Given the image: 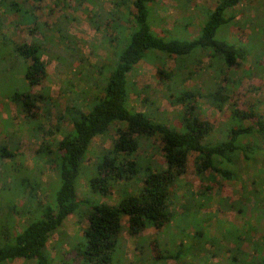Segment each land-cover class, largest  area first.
Returning <instances> with one entry per match:
<instances>
[{
  "label": "trees",
  "instance_id": "obj_1",
  "mask_svg": "<svg viewBox=\"0 0 264 264\" xmlns=\"http://www.w3.org/2000/svg\"><path fill=\"white\" fill-rule=\"evenodd\" d=\"M37 1L40 0H0V81L11 82L12 89L3 92V96L18 108L30 104L32 87L40 85L47 74L42 55L54 53L59 57L50 45L52 38L41 32L46 25L38 20V10L43 7ZM88 1L94 3V0ZM242 1L217 0L212 9L202 11L199 28L192 37L179 33L167 37L153 31L148 16L155 0L113 1V8L103 12L105 22L109 18L105 24L112 27L105 41L113 57L103 62L94 86L87 90L91 99L87 108L66 102L56 111L58 122H68L69 129L53 123L49 116L43 119L42 126L37 122L36 129L27 121L34 136H41L37 160H33L30 168L16 163V153L0 143V165L3 166L0 171V264L17 259L23 264H121L122 217H126V231L135 236L139 264H165L168 260L179 264L181 260L185 264H201V261L264 264V110L257 112L254 105L234 110L219 128L218 140L205 141L209 128L197 116L182 111L177 128L157 120L151 110L138 111L127 105L128 73L146 58L148 51L155 52L159 65L171 56H191L196 58L193 64L200 63L202 56L208 57L206 66L214 67L213 74L204 80L201 76L200 88L209 93L217 106L227 102L232 91L228 83L233 82L234 86L240 83L239 79H232L233 73L249 53H259L257 59L260 55L258 42L247 45L227 37L226 28L233 20L230 11ZM257 1L259 7L253 22L264 34V0ZM9 15L15 19L7 20ZM99 15L95 12L92 16L96 28ZM21 27L29 40L16 36ZM63 29L53 25L56 33ZM255 64L262 70V64ZM184 66L185 62L183 67L161 66L158 74L171 91L174 103L192 107L199 86L179 91L186 80L179 73L180 69L187 71ZM220 73L227 79L223 80L225 84ZM178 79L182 83L175 86L173 81ZM48 91L47 86H41L38 98L42 103L55 104ZM111 126L114 133L111 146L103 151H91L92 140L108 135ZM58 134L60 138L55 139ZM156 140L160 159L153 152H139L144 144L150 145ZM191 153L196 155L195 169L201 180L218 183L219 177L240 181L241 197L252 198V205L248 207L237 199L229 207L242 215L248 214L246 220L241 219L245 223L221 218L214 229H204V216H216L215 212L203 213L212 201L211 184L196 192L188 186L181 210H170V189L184 173ZM39 158L55 172L46 181ZM84 161L89 163L85 166ZM246 166H253L252 172ZM87 169L91 174L87 178L91 195L81 201L86 225L79 235L70 239L68 250L61 254V262L56 263L46 243L66 218L77 213L76 179ZM243 172H249L247 177L242 178ZM126 182L136 183L129 192L122 190ZM115 186L120 196L114 204L99 199L110 195ZM13 194L24 200L25 225L19 230L12 228L14 215L10 198ZM217 195L219 211L230 198ZM165 224L170 231L175 230L169 232L165 242L157 239L149 242L139 234L144 228L159 230ZM214 258H217L215 262Z\"/></svg>",
  "mask_w": 264,
  "mask_h": 264
},
{
  "label": "rangeland",
  "instance_id": "obj_2",
  "mask_svg": "<svg viewBox=\"0 0 264 264\" xmlns=\"http://www.w3.org/2000/svg\"><path fill=\"white\" fill-rule=\"evenodd\" d=\"M113 1L94 0L93 4L89 3L88 0H40L36 2L43 7V10H38V20L44 21L46 25L41 28V32L52 38L53 43L50 45L59 57H55L54 53L42 55L47 74L40 85L32 87V95L29 97L30 104L25 108H18L10 98L3 96V92L8 93L12 89V84L10 81L7 83L0 81V92L2 91L0 94V143L5 144L8 149L16 153V163L20 162L25 167L30 168L34 164L33 160H37V149L41 136L39 135V138L34 136L27 121L31 122L33 128L36 129V123L39 122L42 126L43 119L49 116L53 123L57 122L63 129H69L70 124L68 122H58L55 115L56 111L62 109L66 102L83 105L84 109L91 102L87 90L94 86L95 77L99 76V68L103 62L113 57L111 51L106 48L105 41V36L112 31V27L105 24L109 18L105 22V16H103V12H109L113 8ZM216 2L217 0H155L148 16L149 23L152 25L153 31L159 35L169 37L179 33L192 37L199 28V18L202 16V11L212 9ZM258 7L257 0H243L230 11L233 20L226 28L228 39L237 40L238 43L247 45L258 42L260 55L257 59L256 55L259 53L253 55L249 53L247 60L233 73L232 79H239L240 83L237 86H234L233 82L228 83L232 91L230 89V98L227 102L217 106L209 97V93L200 88L201 76L204 80L210 73L213 74L214 67L206 66L208 57L202 56L200 63L193 64V60L196 58L191 56L186 58L171 56L161 60L162 64L159 65L155 52L148 51L146 55L149 54L146 58L140 60L134 69L128 73V107H133L138 111L151 110L150 112H154L157 120L172 124L177 128L180 127L182 111L189 116H197L205 121L209 128L204 137L205 141L218 140L219 128L224 125L234 110H244L254 105L257 112H262L264 110V34L259 32L257 24L253 22V16ZM95 12L100 13L98 28H96L95 17L92 18ZM13 19L15 16L9 15L7 20L12 21ZM53 25H60L64 29L62 32L56 33L54 32L56 30H53ZM21 28L17 31L16 36L20 39L29 40L30 37L26 35L24 28ZM72 51L73 53H71ZM184 62L187 71L184 72L180 69L179 73L186 76V80L183 83L184 88L179 89V91L199 86V92L195 94V103L192 107L174 103L171 91L158 74L161 66L175 67L178 65L183 67ZM255 63L262 64V70ZM9 76H11L10 72ZM219 77L222 84H225L227 81L225 76L220 73ZM181 83L179 79L173 81L175 86H179ZM170 84L172 83L170 82ZM41 86L48 87V95L55 104H45L40 101L38 92ZM172 91L177 92V90ZM109 130L108 135L95 137L92 140L91 151H103L111 146V135L114 134L112 126L109 127ZM59 138L60 134L55 136V139ZM157 142L156 140L153 144H144L139 152L142 154L153 152L155 158L160 159L156 147ZM195 158L196 155L191 153L184 173L177 179V184H173L170 189V210H181V204L187 197L186 188L188 186L192 192H196L201 187L211 184L212 201L208 202L203 213L213 214L215 212L216 216H204L202 221L204 229H214L215 223L217 224L218 219L221 218L230 222L235 221L238 224L245 223L248 214L242 215L235 208L229 207L230 202L237 199H240L241 204H247L248 207L252 205V198L241 197L243 187L240 181H226L219 177L217 178L218 183L201 180L196 173ZM38 161L44 169L43 178L46 181L50 174H55V172L48 163H45L44 159L39 158ZM88 163V161H84L85 166ZM246 167L248 171L252 172L253 166ZM1 169L3 166L0 165V171ZM247 174L249 172H243L242 178L247 177ZM90 175L89 169H87L82 171L76 179V195L79 204L77 213L66 218L46 243V248L56 263L61 262L60 256L66 249L68 250L70 239L79 235L82 227L86 225V219L82 213L84 206L81 201L91 195L87 183V178ZM123 184V192H129L136 183L126 182ZM249 189L250 187H248ZM217 194L222 198H230L224 208L219 211L220 201ZM119 196L115 186L110 195L101 196L99 199L114 204ZM94 197L96 198V196ZM23 201V198L18 194H13L10 198L11 205H13L12 228L14 230H19L25 225ZM242 218L245 220H241ZM121 223L123 226L120 230L121 234L119 233L120 248L123 250L121 264H130V261L133 262L131 264H139L138 253L134 249L135 236L129 234L125 228L126 217L121 218ZM174 231H170L168 225L165 224L159 230L154 227L144 228L139 234L141 237L147 238L149 242L155 239L165 242L166 238H169V232L174 233ZM176 239L179 241L180 237ZM216 260L217 258H214L213 262ZM22 262V260L17 259L9 264H23ZM165 262V264H179L172 260ZM180 264H185V260H181ZM201 264H205L204 261H201Z\"/></svg>",
  "mask_w": 264,
  "mask_h": 264
}]
</instances>
